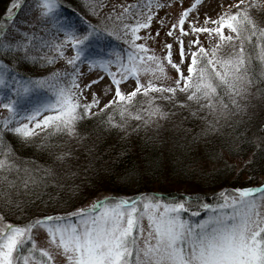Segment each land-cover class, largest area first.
I'll return each mask as SVG.
<instances>
[{
    "label": "snow or ice",
    "instance_id": "snow-or-ice-1",
    "mask_svg": "<svg viewBox=\"0 0 264 264\" xmlns=\"http://www.w3.org/2000/svg\"><path fill=\"white\" fill-rule=\"evenodd\" d=\"M197 3L199 0L183 8L166 32V35L173 36L178 28L180 33L176 37L178 61L172 59V43L164 45L167 49L166 61L177 72L171 86L154 83L152 79L144 84L140 82L142 72L155 74L157 78L164 74L161 58L154 54L146 56L147 44L137 43L138 40L149 39L138 33L152 23L155 13L150 5L120 6L124 12L116 16L117 20H122L129 9L144 7L146 12H137L135 23L121 25L127 30L121 33L125 43L135 50L129 52L127 61L118 53L110 60L102 57L87 59L90 66L105 70L109 64L117 65L116 73L108 72L110 84L104 86L105 92H112L113 96L101 106L94 90L88 91L91 100L81 102L85 91L93 89L102 79L97 76L87 83L79 82L77 65L86 58L85 48L93 30H98V26L91 24L87 31L79 34L65 31L64 39L58 45L46 42L39 45L55 50L60 56L65 55L62 51L64 47L74 49V54L66 57V63L72 66L71 72L57 70L42 80H28L26 83L13 80L12 83L18 86L9 85L6 78L9 65L5 59L16 61L23 58L44 63H54L56 59L47 53L32 55L37 48L35 34L26 30L27 22L25 25L16 23L23 4L20 0H11L0 19V57H3L0 58V84L11 91V95L6 94L0 99V107L9 113L0 121L3 125L0 127V188L6 201L16 184L8 178L9 174L23 171L24 179L19 183L25 188L29 183L35 185L43 177L52 175L50 168L21 169L6 134L28 143L47 129L40 146L49 147V137L53 134L79 137L78 122L85 116L94 115L93 107L99 113L110 106H114L112 111H119L121 118L126 114L134 116L140 121L137 124L139 128L141 124L158 123L170 116L160 104L155 103L161 97L173 101L174 106L190 108L192 103L197 105L190 114L204 122L203 135L218 131L222 119L227 121L246 110L250 89L257 83V68L258 76L264 77V28H258L250 14V9H259L264 0H252V3L236 0L235 11L222 12L215 19L205 15L204 26L187 19ZM35 6L39 8L44 23L50 22L49 17L55 20L54 10L59 7L58 0H35ZM156 7L159 9L162 5L157 3ZM12 8H16L17 12L14 13ZM186 20L188 28L184 27ZM163 23L161 20V25ZM209 24L212 26L208 27ZM192 33L196 35L188 41L189 62L184 65L185 74L181 70L185 61L182 37ZM199 33H206L209 39L215 34L216 39L206 48L199 40ZM155 35H159V30ZM246 44L251 47L246 48ZM192 45H195V50H192ZM224 47L230 48V51L224 53ZM253 60L257 61L255 66ZM130 76L135 77V87L122 91L121 81ZM49 79L56 82L54 87L48 85ZM260 83H264V79ZM44 86L52 88L53 96L33 103L21 115L19 106L22 97L32 89ZM150 92L159 93L160 97L153 95L147 100V107L134 113L128 112L138 93L148 96ZM178 92L185 95L184 100L176 98ZM112 111L103 123L107 127L124 129L126 121L122 119L117 123L112 118ZM201 112L203 115H199ZM70 156V152H60L55 159L64 161ZM235 193L237 195L224 197L222 202L218 199L215 204L200 201L198 195L172 202H165L155 194L137 195L135 198L104 197L72 213L42 216L24 226L7 224L0 229V264H21V260L23 264H264V184L238 188ZM193 199L199 202L196 205L198 209L208 210L205 218L198 222L183 216L191 209L188 202ZM192 215L197 216L198 212L193 211ZM76 217L78 219L74 222ZM40 227L46 230L48 248H37L33 238L32 229ZM37 251L39 261L35 257Z\"/></svg>",
    "mask_w": 264,
    "mask_h": 264
},
{
    "label": "trees",
    "instance_id": "trees-1",
    "mask_svg": "<svg viewBox=\"0 0 264 264\" xmlns=\"http://www.w3.org/2000/svg\"><path fill=\"white\" fill-rule=\"evenodd\" d=\"M10 2L11 0H0V19L9 8ZM20 2L23 7L19 9L20 15L16 16V23L25 25L26 20L38 7L35 6V0ZM101 3L104 4V1L58 0L59 7L54 10L55 20L50 18L49 23L41 20L39 24L33 25L32 29V24H29L30 27L26 26V30L30 28L29 32H34L36 37L37 48L32 55L43 56L47 53L49 57L56 59L54 63L33 62L23 58L16 61L5 59L9 65L6 74L9 85L18 86L12 83L13 80L24 83L28 80H42L57 71L62 56L49 47H39L44 42L55 44L54 38L48 34L46 28L41 32L40 30L44 25L55 23L61 16L78 17L79 33L87 31L90 24L98 26V30H93L85 48L86 58L82 59L85 63L87 59H106L117 53L123 57L126 52H133V49L121 40L118 36L120 32L116 30L123 31L121 25L135 22L136 15L132 17L128 11L122 20H117L113 9L109 11L111 15H107L108 18L111 16V20L107 17L101 18L104 17V12L101 11L100 14L97 7ZM13 12H17V9L14 8ZM137 12L144 13L143 10ZM140 18L143 19V15ZM109 20L114 21L115 26L111 25ZM98 41H101V44ZM262 79L264 77H257V83L251 88L254 89L255 101L248 100L244 112L232 116L227 121L222 119L220 129L209 135L202 134L204 122L190 114L197 105L192 103L190 108L174 106L173 101L162 97L156 99L155 103L160 104L170 116L158 123L141 124L139 128L137 124H140V121L134 116L129 117L126 114L121 118L119 111H112L114 106H110L79 121V137L69 138L53 134L49 137V147L40 146L47 129L38 133V136L28 143L6 134L15 152L16 163L21 169L50 168L52 175L43 177L35 185L29 183L25 188L19 183V180L24 179L23 171L9 174L8 178L16 181V184L10 190V199L7 201L0 188L1 217L12 225L24 226L42 216L64 215L76 209L86 208L85 205L97 197L101 200L104 197L135 198L137 195L155 194L165 202H172L185 199L189 195H198L200 201L207 203L213 202L222 193L226 195L238 188L255 186L251 184L252 177L264 167V83H260ZM55 83L51 79L48 80V85L54 87ZM6 94L11 95L10 88L0 84V99ZM153 95L160 97L159 93L150 92L148 96L138 93L128 112L134 113L147 107V100ZM52 96L51 87L32 89L22 97L19 106L21 115H24L25 109L30 108L33 103ZM176 98L184 100L185 96L177 93ZM109 111H112V118L117 123L122 119L126 121L124 129L105 126L103 121L107 119ZM0 127L3 125L0 124ZM60 152H70L71 156L64 161L56 160L55 157ZM227 155L246 157L245 165L239 170L235 169ZM211 163L216 164L208 167ZM244 177H247V180L243 179ZM198 203L195 199L188 202L191 209L183 213L186 219L205 216L206 210L198 209ZM193 211L198 212V215L193 216Z\"/></svg>",
    "mask_w": 264,
    "mask_h": 264
},
{
    "label": "rangeland",
    "instance_id": "rangeland-1",
    "mask_svg": "<svg viewBox=\"0 0 264 264\" xmlns=\"http://www.w3.org/2000/svg\"><path fill=\"white\" fill-rule=\"evenodd\" d=\"M104 1V4L98 5V12L101 14V11L104 12L103 16L101 18H106L107 15H111L110 12L111 10H115L114 12L117 13H122L124 12V9H122L120 6L121 5H139V6H145V5H150V9L152 12L155 13L152 18V23L150 24L149 28L147 29H140L138 35L141 37H149V39L146 40H138L137 43L143 42L147 44L148 47V52L147 55H156L159 56L164 63V74L159 76L157 78L155 74L151 73H141L140 74V82L142 84L146 83L149 79H152L154 83H162L165 86H171L173 84V81L177 78V72L176 70L167 63L166 61V52L167 49L164 47L165 44L171 42L172 43V59L173 61H178V45L176 42V37L180 36L179 29L174 30V35L173 36H168L166 35L167 29L170 27L171 23L176 22L177 17L181 13L182 9L185 7H189L191 4L196 3V0H102ZM157 3L161 4L162 7L159 9L156 7ZM248 3H252V0H248ZM102 5V6H101ZM107 5V6H105ZM236 5V0H199V3L196 4V7L190 11L189 16L187 19L194 20L198 26H204V17L207 15L208 17L215 19L218 15H220L222 12L225 11H235ZM106 7L104 10L103 7ZM9 7V6H8ZM101 7V8H100ZM14 11V8L11 9ZM139 10H143L146 12V9L144 7H138L135 9H129V14L133 16L136 15V12ZM110 11V12H109ZM126 15V12L124 13ZM250 14L253 17L254 22L257 24L258 28H264V5H261L259 9L253 8L250 9ZM20 15V14H19ZM108 18V17H107ZM111 20V16H109ZM108 18V19H109ZM40 16L39 8H36V11L32 14V16L26 20L27 24L26 26L30 27L29 24L31 25V29L34 28L33 25L39 24V21L43 20ZM78 17L75 16H61L58 18V20L55 21V23L50 24V26L44 25V28L41 31H43L45 28L48 32V34L53 37L54 43L57 45L61 43V41L64 39L65 31H75L77 34H79L78 31ZM50 20V17L48 18ZM109 20V21H110ZM114 20V19H113ZM161 20L164 21L163 25H161ZM135 23V22H133ZM110 24L115 26L114 21H110ZM132 24V23H131ZM106 25V24H105ZM210 25V24H209ZM208 25V26H209ZM212 26V25H211ZM185 28H188L189 25L187 23V20L184 25ZM28 28V31L30 30ZM77 28V29H76ZM114 28V27H113ZM115 29V28H114ZM159 30V35H155V33ZM127 31L124 29L123 31L116 30V32L119 33V37L123 42H125V37L121 35L122 32ZM227 29H225V32L227 34ZM196 35L195 33L192 34H186L182 37L184 40L185 44V61L183 64H181V70L185 72L186 74V69L184 67L185 64L189 62L188 59V41ZM130 38V37H129ZM59 39V41L57 40ZM216 37L215 34L212 35V38L209 39V36L206 33H199V40L200 42L207 48L210 46L211 43L215 41ZM255 39V37H253ZM101 44V41H98ZM264 43V41H262ZM128 47L131 48V45L126 43ZM246 48H250L251 46L246 44ZM192 50H195V45H192ZM64 52V56H62L59 60V64L57 66V70L64 72V71H72V66L68 65L66 63V57L72 56L74 54V49L69 48V47H64L62 49ZM135 50L133 49V52ZM230 51V48L224 47L223 52L227 53ZM125 56L122 57V55L119 54V56L124 60L127 61V56L128 52H126ZM112 55H110V58H106L105 60H110L112 58ZM146 58V57H145ZM257 64V61L253 60V65L255 66ZM78 70L80 73L79 76V82L81 84L87 83L89 80H95L97 76L101 77L102 79L97 82V84L94 86L93 89L86 90L84 97H82L81 102L84 100H91V96L88 95V91L94 90L97 92L100 105L103 106V104L110 98H112L113 93L112 92H105V85L110 84L111 77L108 75V72H117V65L116 64H109L108 69H101L99 66L92 67L88 63H85L84 60H81L78 65ZM259 69H256L257 77L258 76ZM117 75H120V73H117ZM263 78V77H261ZM135 87V77L130 76L127 80H122L121 81V90L122 91H130L132 88ZM180 93V92H178ZM183 94V93H180ZM185 96V95H184ZM138 96H136L134 99H136ZM249 100L254 102V89H250V94H249ZM249 102V101H247ZM92 112L96 113L97 109L96 107L92 108ZM46 114V113H45ZM9 113L6 109L3 107H0V121H2L6 116H8ZM228 156V155H227ZM229 160L233 163L235 169L239 170L242 168L246 162V157H231L228 156ZM216 163H211L208 164V167L214 166ZM243 179L247 180V177H244ZM242 179V180H243ZM245 180V181H246ZM251 184H254L255 186H259L260 184H264V167L259 169L257 172L252 177V182ZM237 195L235 191H230L228 194L224 195L223 193L214 199L213 202H208L209 204H215L218 202V199L220 202L223 201L224 197H231ZM98 200V197L94 199V201ZM93 200L88 202L85 206L89 207L93 205L95 202ZM187 207V205H186ZM208 214V210H206L205 216ZM194 218L192 217L193 221L198 222L200 219L205 218ZM1 217V215H0ZM78 219V218H77ZM76 219V220H77ZM75 222V220H74ZM8 223L4 218L0 219V229H3L6 227ZM145 227L147 226V219L145 218L144 220ZM33 238L36 240L37 248L39 247H45L48 248V239H47V234L46 230L43 227L40 228H33ZM15 255V254H14ZM35 257L36 260H40V254L39 252H35ZM21 262H23L21 260ZM23 264V263H22Z\"/></svg>",
    "mask_w": 264,
    "mask_h": 264
}]
</instances>
